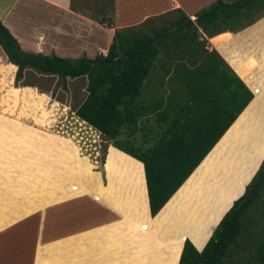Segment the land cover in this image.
I'll use <instances>...</instances> for the list:
<instances>
[{"label": "trees", "instance_id": "trees-1", "mask_svg": "<svg viewBox=\"0 0 264 264\" xmlns=\"http://www.w3.org/2000/svg\"><path fill=\"white\" fill-rule=\"evenodd\" d=\"M175 11L179 15L155 30L153 36H127L115 29L105 53L73 60L22 50L0 22V48L7 61L16 66L15 77H20L23 69L56 74L62 79L85 75L88 93L74 109L75 115L111 138L113 147L130 155H107L102 181L94 163L69 152L56 166L44 160L38 165L31 137L33 128L39 126L35 120L27 119L25 136H14L0 123V230L85 187L142 229L158 218L151 232L159 238L181 235L183 249L178 264H221L229 248L247 232L251 210L257 207L264 212V175L256 190L246 196L263 166L234 200L259 164L250 151L224 140L205 160L252 94L214 50L193 47L198 45L197 28L207 37L227 39L222 31L235 32L264 15V0H213L195 12L193 20ZM162 48H174L180 53L178 60L187 55L186 63L174 70L164 66L168 79L178 87L162 98L147 101L141 91L159 63L156 56ZM167 54L175 60L170 51ZM263 56L264 51L259 76L264 84ZM240 74L264 100L253 79ZM153 127L160 130L158 141L148 146L134 144L133 133L142 131L146 141L155 132ZM122 128L129 137L118 138ZM255 142L262 148L259 139ZM197 163L203 166L194 172ZM184 182L176 199L166 206ZM191 200L205 206L215 222L234 200L200 251L188 238L184 240L181 215ZM252 245V256L264 264V239ZM160 262L147 256L140 264Z\"/></svg>", "mask_w": 264, "mask_h": 264}, {"label": "rangeland", "instance_id": "rangeland-1", "mask_svg": "<svg viewBox=\"0 0 264 264\" xmlns=\"http://www.w3.org/2000/svg\"><path fill=\"white\" fill-rule=\"evenodd\" d=\"M73 2L82 14L95 17L96 20L102 18L107 26H110L113 9L111 1L73 0ZM178 15L179 12L168 11L163 15L150 17L143 23L140 22L142 23L140 25L139 22H135L129 27L119 28V31L127 36L143 34L153 36L155 30ZM171 29L172 27H169L168 30ZM216 34L220 35V32ZM222 34L227 37L226 39L220 36L222 41L220 48L228 51L224 61L233 63L238 68L237 72L250 76L264 95V84L259 80L262 71L260 54L264 51V15L235 32L222 31ZM196 39L198 45L193 46L195 49L200 48L209 52L216 46L210 42L214 40L208 39L199 28ZM38 41L41 45H45L42 39ZM167 50L170 51V55H174L175 60L169 58L167 54L169 51L164 48L158 53L156 61L159 63L153 68L150 78L146 80L141 91V97L147 101L162 98V95L173 93L178 87L168 79L169 73L165 72L164 66L168 65L172 70L180 68L186 63L187 55L178 60L179 52L174 48ZM98 51H101L100 48L95 47L94 52ZM82 56L85 55L78 54L76 57ZM15 72L16 68L13 70L0 48V114L2 115L0 123H4L5 130L14 136L27 135L29 129L27 119L35 120L39 124L38 127L33 128L31 134L34 158L38 165L44 160L56 166L61 156L69 152L94 163L97 166L94 170L104 181L102 165L107 155L119 153L130 156L113 147L111 138L100 134L75 115L74 109L88 93L85 75L62 79L56 74H43L32 69H23L20 77L16 78ZM255 97L251 113H247L241 122H235L229 136H235L239 140L237 145L250 151L256 163V160L260 162L264 154V133L260 136L258 130L261 128L257 129L260 120L264 117V100L259 96ZM150 119V122L155 124L153 118ZM153 131L146 141H143L142 131L137 130L132 135L134 144L148 146L158 141L160 130L153 127ZM127 134V130L122 128L118 138L129 137ZM257 139L260 141L263 139L262 148L256 145ZM263 164L264 159L258 169ZM184 186L185 182L172 195L166 206L176 199ZM157 219L153 220L148 228L142 229L85 187H81L47 207L20 218L9 227L1 229L0 251L18 249L24 245L34 247V242L37 240L35 264H140L147 256L159 259L160 264H178L183 238L181 235L159 238L153 234L151 228ZM181 220L184 223V240L188 238L197 249L202 246L216 224L211 212L194 200L189 201L185 207ZM247 237L244 244L251 242ZM242 242L243 240L238 241V245L241 246ZM240 252L241 250L230 247L223 261H235L241 255H246Z\"/></svg>", "mask_w": 264, "mask_h": 264}, {"label": "crops", "instance_id": "crops-1", "mask_svg": "<svg viewBox=\"0 0 264 264\" xmlns=\"http://www.w3.org/2000/svg\"><path fill=\"white\" fill-rule=\"evenodd\" d=\"M211 1L213 0H111L113 8L111 23L110 26H107L104 19L102 22H98L99 20H96L95 17L82 14L73 0H0V22L16 39L22 50L45 55L54 54L73 60L77 58L78 54L92 58L95 54L105 53L113 32L117 28H126L135 22H143L148 17L163 15L177 9L192 20L195 12ZM207 38L214 40L210 41L213 46L216 45L212 49L214 48V51L224 60L228 51L220 48L222 45L220 37L209 36ZM41 39L45 45L39 43L38 40ZM95 47L100 48L101 51L95 53ZM225 62L250 89L253 97L231 123L229 129L227 128L228 131H225L226 133L224 132L211 148L205 156V160L224 140H229L233 146L240 148L237 145L239 140L235 136H229V132L235 122H241L247 113H251L255 104V96H258L237 72L238 68L227 60ZM8 63L13 70L16 68L12 63ZM263 119L264 117L260 120L257 128H261L258 130L260 136L261 133H264ZM261 141L263 142V139ZM202 166L200 163L194 172L200 170ZM251 212L253 213L249 214L247 232L242 233L240 239L231 246L234 250L239 249L240 253H246V255H241L235 261H222L221 264H259L252 256V244L264 239V212L257 207L253 208ZM37 233L38 231L35 232V235ZM37 237L38 235H36ZM245 237L251 242L244 244ZM242 240L243 244L239 246L240 242L238 243V241ZM36 251L37 240L34 242V247L24 245L22 248L0 251V264H35Z\"/></svg>", "mask_w": 264, "mask_h": 264}, {"label": "water", "instance_id": "water-1", "mask_svg": "<svg viewBox=\"0 0 264 264\" xmlns=\"http://www.w3.org/2000/svg\"><path fill=\"white\" fill-rule=\"evenodd\" d=\"M263 59H264V56H263ZM224 62H225V61H224ZM225 63H226V62H225ZM241 81H242V80H241ZM242 82H243V81H242ZM245 86H246V85H245ZM246 87H247V86H246ZM247 88H248V87H247ZM248 89H249V88H248ZM249 90H250V89H249ZM250 92H251V91H250ZM251 94H252V93H251ZM252 97H253V94H252L250 100L252 99ZM250 100L246 103V105L242 108V110L247 106V104L250 102ZM242 110H241V111H242ZM241 111H240V112H241ZM240 112H239V113H240ZM239 113L236 115V117L239 115ZM236 117H235V118H236ZM235 118L233 119V121L235 120ZM233 121H232V122H233ZM232 122H231V123H232ZM231 123H230V124H231ZM230 124H229V125H230ZM229 125H228V126H229ZM228 126H227V128H228ZM227 128H226V129H227ZM226 129H225V130H226ZM225 130H224V131H225ZM224 131H223V133H224ZM223 133H222V134H223ZM222 134H221V135H222ZM219 138H220V137H219ZM219 138H218V139H219ZM218 139H217V140H218ZM217 140H216V141H217ZM213 145H214V144H213ZM213 145H212V146H213ZM212 146H211V147H212ZM211 147H210V148H211ZM208 151H209V150H208ZM208 151H207V152H208ZM204 156H205V155H204ZM204 156H203V157H204ZM132 158H133V157H132ZM263 159H264V154H263L262 159L260 160V162H259L257 168H256L255 171L252 173L250 179L245 183V185H243L242 192H241V193H240V194H239L234 200H236L239 196H241V195L245 192V187H246V185L250 182V180L252 179L253 175L257 172L258 167H259V165H260V163H261V161H262ZM200 161H201V160H200ZM200 161H199V162H200ZM199 162H198V163H199ZM198 163H197V165H198ZM197 165H196V166H197ZM196 166H195V167H196ZM195 167H194V168H195ZM194 168H193V169H194ZM142 169H143V167H142ZM193 169H192V170H193ZM192 170H191V172H192ZM191 172H190V173H191ZM190 173H189V174H190ZM189 174H188V175H189ZM188 175H187V176H188ZM263 175H264V165H263V169H262L261 173L258 174L257 179L254 181V183L252 184V186H251L250 189L248 190L246 196L251 195V194L256 190V188L259 186V184L261 183V181H262V179H263ZM143 178H144V173H143ZM183 181H184V180H183ZM183 181H182V182H183ZM144 185H145V181H144ZM145 189H146V188H145ZM176 189H177V188H176ZM171 195H172V194H171ZM171 195H170V196H171ZM146 196H147V195H146ZM170 196H169V197H170ZM234 200H233V201H234ZM233 201L231 202L230 206L232 205ZM230 206L225 210V212L230 208ZM225 212H224V213H225ZM224 213H223V214H224ZM223 214H222V215H223ZM222 215H221V217H222ZM221 217H220V218H221ZM220 218H219V220H220ZM219 220H218V221H219ZM218 221L216 222V224L218 223ZM216 224L214 225V227L216 226ZM214 227L212 228V230L214 229ZM212 230H211V232H212ZM211 232H210V234H211ZM210 234H209V236H210ZM209 236H208V238H209ZM208 238H207V239H208ZM207 239L205 240V242L207 241ZM205 242H204V243L202 244V246L198 249V251H200V250L202 249V247H203V245L205 244ZM214 250H215V247L212 249V252H213Z\"/></svg>", "mask_w": 264, "mask_h": 264}, {"label": "bare ground", "instance_id": "bare-ground-1", "mask_svg": "<svg viewBox=\"0 0 264 264\" xmlns=\"http://www.w3.org/2000/svg\"><path fill=\"white\" fill-rule=\"evenodd\" d=\"M182 249V248H181ZM180 253H181V251H180ZM180 256V255H179ZM179 259V258H178ZM177 263H178V260H177Z\"/></svg>", "mask_w": 264, "mask_h": 264}]
</instances>
